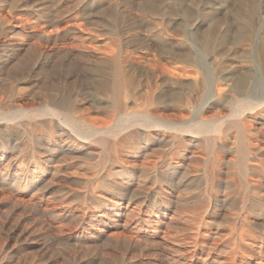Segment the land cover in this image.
<instances>
[{"label":"rangeland","instance_id":"374dc122","mask_svg":"<svg viewBox=\"0 0 264 264\" xmlns=\"http://www.w3.org/2000/svg\"><path fill=\"white\" fill-rule=\"evenodd\" d=\"M133 27L138 34L132 37L127 32L128 50L121 52L127 53V62L124 54L113 59L123 40L117 30ZM225 27L229 36L238 28L247 29L249 46L238 51L221 44ZM262 48L264 0H0V107L28 112L41 107L50 95H66L79 106V113L91 114L107 101L98 86L101 78L111 76L106 54L109 60L121 62L122 71L133 79L150 73L152 67L156 75H176L184 67L202 78L199 96L215 78L229 72L221 63L232 59L233 76L245 77L248 86L256 88L255 64L262 59ZM169 51L188 56L196 64L189 67L172 61L166 55ZM199 104L192 103L190 120L196 117ZM208 110L203 116H228L231 106ZM115 118L107 119L106 126L113 125ZM42 121L46 120L25 114L18 124L0 122V264H264V214L247 215L251 225H244L240 218L233 230L227 217L245 214L248 202L233 195L226 204L237 206H222L230 190L221 186L217 197L209 201L210 208L197 207L200 200L207 203L198 191L209 157L204 146L187 147L190 159L184 169L179 168L186 176L177 174L171 183L162 178L168 161L163 151L173 155V148L158 147L160 152L152 147L145 150L147 145L140 144L142 148L125 149L120 154L121 166L112 168V181L123 187L91 192L84 181L94 179L92 166L103 152L100 145L70 139L65 130L37 127L33 131L36 140L29 143L33 155L24 156L18 125L30 128ZM213 138L220 143L222 134L215 133ZM228 155L215 176L233 182L236 172L229 163L238 161V156ZM260 177L248 175L247 179L264 187V176ZM99 195L102 198L97 201ZM241 226L247 245L238 260L241 257H233L230 250L237 245Z\"/></svg>","mask_w":264,"mask_h":264},{"label":"bare ground","instance_id":"6f19581e","mask_svg":"<svg viewBox=\"0 0 264 264\" xmlns=\"http://www.w3.org/2000/svg\"><path fill=\"white\" fill-rule=\"evenodd\" d=\"M136 29L137 28L133 27L130 28V30L128 29L119 30V31L117 30L116 35L119 36L120 38L122 37L123 40L119 42L115 55H113V59L117 55L122 56L120 55V54H124L121 53L122 51L128 50L125 49L128 44L126 42L127 39L125 38V36L127 32L130 31V33L132 32L130 35L132 37H135L137 33ZM229 32L230 31L228 30V28L225 27V29L222 32V37L220 38L222 41L221 44L233 45L234 49H238V51L243 50L244 48L249 46L251 42V37L247 29L243 30L241 28H238L231 36H229ZM203 41L204 40H202V42ZM138 45L140 46V44ZM139 48L137 46L136 49ZM262 50H263L261 54L262 59L260 57L261 61L258 63V65L255 64V69L259 73V79H258L259 86H257L256 88L254 85L248 86V82H247L248 79H246L245 77L242 79L235 78L233 76V71H232V69H236L234 68L235 62L231 61L232 59L230 61H227L228 60L227 59L226 62L223 60L224 62H222L221 64H223V66L225 65V67H223L224 71L226 70V73L227 71L229 72L227 74L215 78V80H213L211 84H209L208 89L206 91L204 90V94L202 96H199L200 93L199 90H201L200 80H202V78L199 80V78L196 77V74L195 76H192L191 74L188 73V70H185L184 67L180 66L181 68H179L177 74H176L177 71L174 70L176 71L174 73L176 75H171L173 73L171 74L162 73L161 75L160 74L156 75L158 74V73L154 74V70L156 68L154 69L151 66L152 69H150L151 70L150 73L148 74L145 73L144 76L133 79L127 77L126 74L122 71L121 62H118L116 60L117 62L115 63L114 60L113 61L109 60L110 56L106 54L105 60H107V62L109 61L112 67L111 76L110 78H105V77L101 78L98 81L99 89L105 94L107 100L106 104L104 103L105 104L104 106L102 107L96 106V111H94L93 113L83 114V113H79L78 111L79 106L76 103L72 102L70 96L65 95L59 97L57 95H50L47 97L46 100H44L45 102L41 107L39 108L36 107L32 109L30 108L28 112H25V110L20 107H17V109H15V111L12 112L4 111L0 107V122H2V124L4 123L9 125L11 123H17V120L22 115L25 114L28 115V117L30 118H39L46 120L45 123H43L42 121V123H38L37 125L31 126L30 128H28L26 125L23 124L18 125V127L21 128L23 134L22 137L23 141L21 139L22 143L20 142L21 143L20 148L24 156L33 155L31 152L32 147L29 145V143H32L36 140L37 136L35 137L33 135V131L34 132L37 131L34 130L37 127L39 128L44 127L45 130L47 129L48 131H52L54 129H58L61 131L65 130L68 132V136L70 139H79L95 145H100L103 149V152L101 155H98L99 153L97 154V158H96L97 160L92 166L94 179L84 181V184L86 185V187L89 188V190L91 189V192H93L92 190L109 191V189L114 190L123 187V185L120 184L119 182L115 183L112 181V168L113 166H121L122 159L120 157V154L125 149L126 150L132 149L131 147L133 146L141 147L142 145L140 144H143L144 146L147 145L145 147V150H147L148 148L151 149L152 147L153 149L160 152L163 151L160 150L161 147L173 148L174 149L173 155H171L170 153L171 151L168 150L163 151V153H166L165 155L168 156V161L166 164L167 171L165 173H162L163 174L162 178L163 181H169L171 183V181H173L172 179L175 176H177V174H181L183 178L186 176V172L182 169L185 168V161L186 160L188 161V159H190V157H188L186 154L188 152L187 147L202 145L205 148H207L209 152V157L204 161L206 167L203 173L200 174L202 175V177L199 180L198 191L200 195H203L205 197L207 203L200 200L197 202L198 203L197 207L200 209L210 208L209 201L217 197L216 196L217 194L215 192L220 188V186L224 190H228V191L230 190L229 193H227V195H225V197L222 199V206L228 208H233L237 206L236 203L229 205L226 204L227 197L228 196L231 197L233 195H238V198L241 201L248 202V205L246 204L244 206V209L246 210L245 214L239 212L235 214L233 213L232 215H229L227 217V221L230 227L234 230L236 229L237 226L240 225L238 223L240 218L243 217L242 222L244 225L245 224L251 225V223L248 221L249 217L248 219L245 218L247 215L251 216V214H255V213L264 214V196L261 194V191L264 192L263 191L264 187H262L261 185L259 186L252 184L247 179L248 175H251L258 179L260 176L261 177L264 176L263 161L262 164L260 163L261 159L262 158L264 159V49L262 48ZM126 54L127 53L124 54V57ZM214 54L217 53L214 52ZM166 55H168V58L171 59L172 61L173 60L177 61L178 63L184 66L190 67L191 65L196 64L188 56L179 53L175 54L169 51L166 53ZM230 56L233 58L235 57V55H230ZM124 59L126 60V57L123 58V60ZM140 60H142V57L140 58ZM126 62L127 60L125 61V63ZM190 72H192V70ZM193 101L196 103L200 102V104L198 106L199 109L196 111L197 113L196 117L193 120H190L189 112L190 109L194 107L192 105V103H194ZM129 105L131 107L134 106L135 109L133 108L129 110L127 107ZM229 106H231V113L228 116H221L220 114H216L215 118H208L203 116V114H205L203 112L208 109H212V108L223 109V108H228ZM110 117L113 118L117 117V119L115 118L117 121L113 123V125L106 126V120L109 119ZM137 130H141L140 131L141 133L138 134L136 132ZM129 131L130 132L135 131V132L129 133ZM231 132H235V134L232 135ZM215 133L222 134V140L220 143L216 142L215 138H213V134ZM183 137H185V140L186 137H188V141L187 142L183 141ZM234 138H237V140H234ZM148 143L150 144L149 146ZM216 144L218 145L217 147L218 151H216L215 148ZM158 147L160 148L158 149ZM232 153L238 156V161L235 162L234 160V162L229 163L233 165L234 167L233 169H235L236 181L233 182L226 180L224 181L221 178H217L215 175L216 173H221L220 168L221 165L224 164L222 158L225 155L227 154L231 155ZM173 157H175L176 161H172ZM154 168L155 166L153 167V169ZM179 168L182 169L179 170ZM96 193L97 192H95V194ZM160 194L162 195V193ZM101 198H102L101 195L96 197L97 201H100ZM89 224L91 225L90 222ZM240 231L241 232L239 234L240 235L239 240H237V245L235 247L233 246V249L230 250V253L233 257L235 256L241 257V259L238 260H242V256H243L242 253L244 251L242 253L240 252L242 251L243 248H244L243 250H245L246 248L245 246L247 245V242L245 241L246 231L243 230L242 226L240 228ZM115 239H120V238L119 236H116ZM209 249L211 248L209 247Z\"/></svg>","mask_w":264,"mask_h":264}]
</instances>
